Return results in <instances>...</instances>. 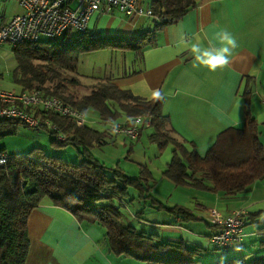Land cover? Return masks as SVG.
<instances>
[{
	"label": "trees",
	"instance_id": "16d2710c",
	"mask_svg": "<svg viewBox=\"0 0 264 264\" xmlns=\"http://www.w3.org/2000/svg\"><path fill=\"white\" fill-rule=\"evenodd\" d=\"M19 6L22 8L20 3ZM149 7L153 17L148 21L154 23L153 29H144L132 36L100 35L70 29L58 37L39 35L34 43L24 42L12 48L16 66L10 82L23 92L35 91L45 99L59 98L81 113L87 111L90 120L96 117L105 122L109 118L117 121L141 117L149 122V131L143 124L136 140L124 137L136 142L147 131L148 141L156 147L155 160L165 149H172L171 162L161 172L163 178L176 187L217 193L226 199L235 198L256 181H264V145L258 124L248 111L241 127L221 133L206 155L200 157L195 150L187 151L183 142L173 136L169 120L162 114L163 99L154 101L136 97L120 90L110 76H84L94 83L86 86L87 92L79 89L82 84L78 76L81 75L77 73L76 64L82 55L105 50L142 55L154 45L157 33L182 19L196 7V2L151 0ZM41 36L47 40L40 41ZM28 109V112L33 111L39 125L29 127L16 118L0 119V137L13 134L19 125L43 128L55 136L52 143L82 147L84 152L79 153L82 161L76 163L46 155L39 148L25 156L0 149L9 155L8 163L0 168V264H25L30 247L29 217L44 199L69 212L78 222L88 221L100 228L108 252L116 257L130 258L142 264L200 263L201 248L183 242L163 241L157 235L138 229L126 213L136 201H140L144 209L166 210L181 215L183 220L192 217L185 208H166L152 197L157 181L148 166L141 167L138 177L131 178L118 165L108 167L93 155L95 150L107 144L105 136L112 134L103 130L99 132L94 125L78 128L72 118L46 112L40 107ZM46 123L55 126V130ZM59 137L64 141H59ZM208 211L204 215L205 222ZM243 218L247 223L245 213ZM232 245L239 249L236 243L221 249ZM216 264L262 262L242 263L231 259Z\"/></svg>",
	"mask_w": 264,
	"mask_h": 264
},
{
	"label": "crops",
	"instance_id": "0c3cea01",
	"mask_svg": "<svg viewBox=\"0 0 264 264\" xmlns=\"http://www.w3.org/2000/svg\"><path fill=\"white\" fill-rule=\"evenodd\" d=\"M194 1L196 7L192 11L156 34L152 47L142 55H131L128 61L124 58L123 71L110 76L112 83L144 100H151L152 92L160 90L162 114L169 120L173 136L183 142L187 151L195 150L200 157L206 155L221 133L241 127L247 111L258 124L264 145V0ZM8 2L11 16L6 23L24 12L17 0L3 3ZM140 20L145 22L140 25ZM147 21V18H129L118 12L94 13L87 30L100 35L131 36L137 30L151 29ZM223 30L231 32L239 45L231 63L223 70L213 73L203 67L193 68L189 51L178 54L176 46L181 35L190 40L199 35L202 46L206 47L209 43L218 45L216 37ZM1 70L0 88L18 90L15 84L3 81ZM144 127L146 130L149 127L146 120ZM95 128L102 132L100 127ZM147 131L136 142L122 135H106L107 144L93 155L108 167L118 165L131 178L138 177L140 168L148 166L157 181L152 197L166 208L183 207L192 217L183 220L181 215L166 210L144 209L136 201L126 212L133 223L163 241L201 248L203 257L199 264H204V259L210 262L205 264L231 259L264 264V181H256L232 199L176 187L161 176L162 169L171 162L172 149H165L155 160L156 147L148 141ZM210 208H219L224 214L236 210L246 214L242 249L232 245L225 250L230 256H208L207 252L214 249L210 237L217 232L204 221ZM28 231L30 247L25 264H142L108 252L100 228L88 221L78 222L48 199L30 215ZM235 253L239 255L235 257Z\"/></svg>",
	"mask_w": 264,
	"mask_h": 264
},
{
	"label": "built area",
	"instance_id": "2783aa9c",
	"mask_svg": "<svg viewBox=\"0 0 264 264\" xmlns=\"http://www.w3.org/2000/svg\"><path fill=\"white\" fill-rule=\"evenodd\" d=\"M24 9V14L12 17L0 30V47L4 44L16 48L24 42L34 43L39 35L58 37L72 29L84 32L88 28L90 17L94 13H122L129 18L153 17L151 7H144L141 0H19ZM74 9H72V6ZM264 104V99H263ZM28 107H40L46 112H55L74 120L78 128L84 125L98 126L101 130L111 134L106 126V121L86 119L81 122L80 114L76 109L68 106L59 98L45 99L38 92H23L22 89L7 90L0 88V119H19L29 127H37L39 121L34 117L33 111L28 112ZM141 118V117H137ZM133 127L128 119L116 121L120 126L117 135H123L130 140H136L144 124ZM50 125L49 123H46ZM54 130L53 127L50 125ZM59 141H64L59 137ZM9 161V155L0 152V168ZM244 212L234 211L225 216L219 208H210L205 220L216 227L218 231L210 237L213 248L221 249L236 243L239 249L243 248L246 221Z\"/></svg>",
	"mask_w": 264,
	"mask_h": 264
},
{
	"label": "rangeland",
	"instance_id": "374dc122",
	"mask_svg": "<svg viewBox=\"0 0 264 264\" xmlns=\"http://www.w3.org/2000/svg\"><path fill=\"white\" fill-rule=\"evenodd\" d=\"M3 2H5V0H0V30L6 24V20H8L11 16L10 2L6 4ZM143 2L144 7L146 8V6L150 5L151 0H143ZM74 6L75 5L72 6V9H74ZM144 22L145 21L140 20V25H142ZM147 22V27L153 29L152 27L154 24H152L150 21ZM136 32L133 35L138 34L140 30H137ZM46 40L47 39L45 37H40V41L44 42ZM131 55L133 54H125L117 50L96 51L82 55L79 62L76 64L77 73L81 75V77L78 76L82 84L81 88L79 89L83 92H87L88 87L86 86H90L92 83H94V81L91 79H86L84 76H95L102 78L120 73L123 71L124 58H126L128 61L130 60ZM15 66L16 59L12 54V47L8 44H4L0 47V69H2L1 78H3V81H11L10 79L12 71L14 70ZM74 76H76L75 73ZM53 139H55V136L51 135L43 128L33 129L27 126L19 125L13 134L0 137V149L4 148L7 153L12 155L25 156L33 149L39 148L42 149L46 155L52 157H58L76 163L82 161V158L79 156V153L84 152L82 147L75 148L73 146H58L57 144L52 143ZM134 225L136 224L134 223ZM137 228L141 229L140 227ZM225 250L226 249L210 250L207 253L208 256L214 258H224L226 255L230 256L229 254H225ZM238 255V253H235V257ZM205 262L208 261L204 259L203 263L205 264Z\"/></svg>",
	"mask_w": 264,
	"mask_h": 264
},
{
	"label": "clouds",
	"instance_id": "9594fccd",
	"mask_svg": "<svg viewBox=\"0 0 264 264\" xmlns=\"http://www.w3.org/2000/svg\"><path fill=\"white\" fill-rule=\"evenodd\" d=\"M218 45L209 43L208 46H202L200 36L197 35L193 39H188L181 35L177 43L178 54L184 51H189L193 58V68H206L209 72L223 70L231 63V58L238 48L237 38L229 31L223 30L216 37ZM154 101L163 99L160 90H154L151 94ZM88 113L85 111L80 114L81 122L86 119ZM128 123L133 126H139L142 123L141 118L129 117ZM106 126L109 128L112 135H117L120 132L119 124L109 118L106 121Z\"/></svg>",
	"mask_w": 264,
	"mask_h": 264
}]
</instances>
